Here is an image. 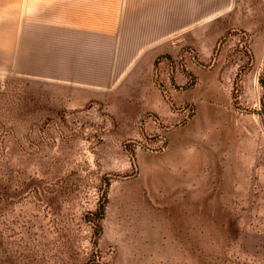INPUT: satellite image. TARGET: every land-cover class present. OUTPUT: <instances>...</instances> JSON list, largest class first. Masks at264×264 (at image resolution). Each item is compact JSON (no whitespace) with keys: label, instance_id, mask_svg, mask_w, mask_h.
Returning a JSON list of instances; mask_svg holds the SVG:
<instances>
[{"label":"rangeland","instance_id":"374dc122","mask_svg":"<svg viewBox=\"0 0 264 264\" xmlns=\"http://www.w3.org/2000/svg\"><path fill=\"white\" fill-rule=\"evenodd\" d=\"M73 4L0 0V264H264V69L247 33L229 29L206 54H160L148 82L83 100L51 62ZM195 64L220 68L219 82L198 83ZM197 103L226 111L215 125L227 126L228 180L186 189L151 180L167 133L198 120ZM191 193L194 206L152 199ZM148 227L170 243L130 244Z\"/></svg>","mask_w":264,"mask_h":264},{"label":"crops","instance_id":"0c3cea01","mask_svg":"<svg viewBox=\"0 0 264 264\" xmlns=\"http://www.w3.org/2000/svg\"><path fill=\"white\" fill-rule=\"evenodd\" d=\"M82 1L85 5H78V0L69 5L73 9L72 18L60 23L61 50L51 62L59 65L56 75L59 80L85 95L83 100L103 101L108 94L128 93L130 88L148 82L154 74L158 55L169 53L176 57L185 48L187 52L192 49L206 54L231 28L247 33L254 63L264 69V0H254L255 4L245 0ZM192 69L198 83L204 86H214L220 80L218 67L206 69L195 64ZM204 91L206 98H221L212 88ZM197 107L198 120L167 133L166 145L161 150L162 163L154 166L151 180L173 183L167 186L183 189L189 188L187 183L228 180L227 126L220 120L215 125V118L225 115L226 111L207 103H197ZM258 119L264 134V111ZM217 140L223 144L213 143ZM249 150L257 154L258 146ZM257 170L260 180L264 181V164ZM152 199L155 204L172 207L196 205V196L192 193L154 195ZM147 203L152 204L149 200ZM163 231L162 227H148L141 238L144 241L132 239L130 244H169L164 242L169 234L165 237Z\"/></svg>","mask_w":264,"mask_h":264},{"label":"trees","instance_id":"16d2710c","mask_svg":"<svg viewBox=\"0 0 264 264\" xmlns=\"http://www.w3.org/2000/svg\"><path fill=\"white\" fill-rule=\"evenodd\" d=\"M191 85V84H190ZM0 190H1V184H0ZM4 196H3V199L4 200ZM1 201V200H0ZM4 202H1L0 205H2ZM99 210L101 211V218L103 219L105 217V210H106V204H101L99 206ZM98 232L102 230V225H99L96 227Z\"/></svg>","mask_w":264,"mask_h":264}]
</instances>
